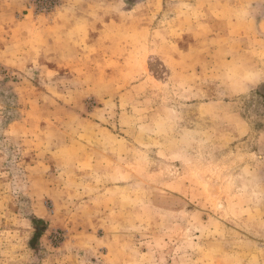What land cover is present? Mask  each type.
Segmentation results:
<instances>
[{"label":"rangeland","instance_id":"obj_1","mask_svg":"<svg viewBox=\"0 0 264 264\" xmlns=\"http://www.w3.org/2000/svg\"><path fill=\"white\" fill-rule=\"evenodd\" d=\"M0 264H264V0H0Z\"/></svg>","mask_w":264,"mask_h":264}]
</instances>
